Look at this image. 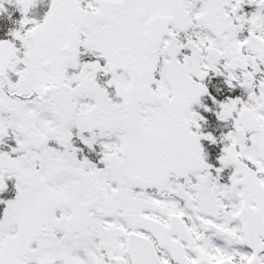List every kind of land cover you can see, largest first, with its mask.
<instances>
[{
	"label": "snow or ice",
	"instance_id": "snow-or-ice-1",
	"mask_svg": "<svg viewBox=\"0 0 264 264\" xmlns=\"http://www.w3.org/2000/svg\"><path fill=\"white\" fill-rule=\"evenodd\" d=\"M0 264H264V0H0Z\"/></svg>",
	"mask_w": 264,
	"mask_h": 264
}]
</instances>
